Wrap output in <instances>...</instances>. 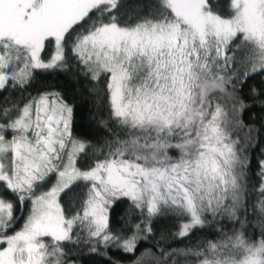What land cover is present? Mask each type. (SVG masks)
I'll return each instance as SVG.
<instances>
[{
	"label": "snow or ice",
	"instance_id": "6c2138e0",
	"mask_svg": "<svg viewBox=\"0 0 264 264\" xmlns=\"http://www.w3.org/2000/svg\"><path fill=\"white\" fill-rule=\"evenodd\" d=\"M0 264H264V0H0Z\"/></svg>",
	"mask_w": 264,
	"mask_h": 264
}]
</instances>
